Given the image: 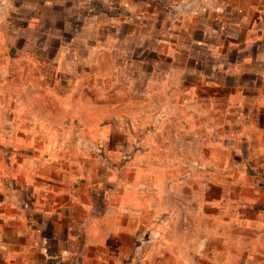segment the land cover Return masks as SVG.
Listing matches in <instances>:
<instances>
[{
  "label": "crops",
  "instance_id": "0c3cea01",
  "mask_svg": "<svg viewBox=\"0 0 264 264\" xmlns=\"http://www.w3.org/2000/svg\"><path fill=\"white\" fill-rule=\"evenodd\" d=\"M6 28L10 59L39 62L45 78L30 90L46 95L48 111L28 107L24 116L26 136L35 138L24 154L31 199L20 213L13 199H0V264H264V0H0ZM108 66L121 76L109 96L153 98L152 133L143 117L121 121L139 127L132 134L142 156L150 149L171 157L162 162L165 186L159 171L152 183L129 180L116 156L134 142L119 146L121 133L101 134L98 146L80 143L89 133L78 108L118 101L97 100L91 81L74 90L75 80ZM79 89L88 99H76ZM52 132L59 141L48 148ZM193 143L204 160L215 152L211 165L177 157ZM97 153L105 164L80 157ZM176 166L182 173L172 177ZM178 200L189 210L177 209ZM177 218L189 236L186 262H175Z\"/></svg>",
  "mask_w": 264,
  "mask_h": 264
},
{
  "label": "rangeland",
  "instance_id": "374dc122",
  "mask_svg": "<svg viewBox=\"0 0 264 264\" xmlns=\"http://www.w3.org/2000/svg\"><path fill=\"white\" fill-rule=\"evenodd\" d=\"M7 31V28L0 31V34H4L6 39L5 42L4 40H1L0 42V199L5 196H7V199H13L12 201H15L17 205L15 212L17 211L18 213H20V211L27 209L25 207L27 198L31 199V195H28L27 197L26 191H28V189H26L24 186V181L28 180L29 178V175H27V173L29 174V171L27 172V170L30 166L29 162L26 163L24 161V154H26L28 151H31V144L35 140V138L26 136L29 134L25 132L26 120L24 116L26 115V113H29L28 107L37 108V110L42 113H45L48 110L43 103L46 95L40 94V92L38 90L36 91V89L33 90V92H31L30 90V84L33 86V89L39 88L38 84L41 82V79L45 78V75L40 77V75L37 74V72L40 70L39 62H37V59H30L28 57H18L15 59H10V56H12V54L14 53V48L12 43L9 42L10 37L8 36ZM36 64L38 66H36ZM114 71L115 68L108 66L106 69H100V71L96 72L93 77L81 76L78 77L77 80H75L76 85L74 87V90H77L81 87L83 89L86 88L85 84L91 81L96 89V92L92 95H95L94 97L97 100L107 101L116 99L118 101L115 103V105H107V107L101 106L99 108L87 104H83L81 106L79 105L80 107L77 106L79 107L78 109L85 110L87 114V116L85 115L83 118L84 124L82 123L80 130L81 132L85 130L86 133H89L88 138H80V143L81 145H83L82 142H84V144L94 142L96 143L95 145L98 146L102 141L101 134L108 132L112 133L116 131L118 133H121L122 136H126L127 139H115L116 143L119 146H124L125 142L127 143L128 141L134 142L133 148L127 154L116 156L117 158L122 160L124 164H128V172H126L128 173L127 177L129 178V180H133L136 178L139 179L140 177H142L143 180L152 183V179L155 178V174L159 171V174L161 175L160 180L163 184L162 186H165L166 181L164 180H166L170 174L167 172V166H164L162 162L167 161L171 157L166 152H159L155 154L150 149H144L145 155L143 154L144 156H142L140 153L142 148L136 146L135 144V142L138 143L140 140H135V136L132 134H137L139 127H137V124H135V127H132L130 126V124L123 123L121 121L122 114L123 116H126L125 114L131 115L133 118L143 117L145 123L141 124V126H145L146 130L149 131V133L153 131L155 128H152V123L150 122L152 118L151 111L153 110L154 105V101L152 100L153 98L150 96L138 102L134 100L124 101L122 98L125 93L122 90L112 92L111 96H109L110 94L107 93V88H115L118 79L121 77L120 75H114ZM48 81H50V78L48 79ZM70 81H72V79L68 80V82ZM83 89H79L77 91L79 92L76 98L77 100L87 97L88 92L84 91ZM66 96L67 94L65 95V97ZM160 97L161 99L167 98L166 95L162 94L160 95ZM41 104L44 107H41ZM64 109L68 108L65 107ZM56 115L57 114L55 112L53 115H51L52 121L56 120ZM64 115H66V112H64ZM109 115L114 118L115 123L114 121L113 123L108 122L107 119ZM117 120L119 121L117 122ZM64 125L71 126L73 124L64 123ZM149 133H147L146 136H148ZM65 134L71 136L69 129H67V132ZM57 135L58 132L55 134H53L52 132V135L47 142L48 148H50L49 146L54 147L55 142L59 141L56 140L58 137ZM169 135L170 132L166 134V136ZM131 136H134V139H132ZM65 138L68 139L69 137ZM64 140H62L63 144H65ZM149 140L151 141V138H149ZM65 141L68 142V140ZM35 143L36 145H38L39 141L36 140ZM203 145L204 144H202V146ZM190 150L192 151L191 154L177 157H191L192 167H195L198 164L199 159L203 160L207 165H211L215 160L216 156L214 151H208L206 154V158L208 159L204 160L205 153L203 152V150H201L199 144L193 143ZM138 152L140 154H136ZM28 153L26 155H28ZM90 155L80 157L88 162H91L93 158L94 160L92 161L96 164H98L100 161V163H106V156H104L103 154L97 153L95 154V156H92V154ZM32 156H34V153ZM34 157H37V155ZM150 161H152L154 164H146ZM172 168L174 169V171L172 172V177L174 176L175 172L177 177L180 173H182V171L177 170L180 168L179 166H176V169L175 167ZM114 172L113 176L116 174V176H118L119 170L116 169ZM160 189L162 190L161 194H165L163 187L160 186ZM175 191H177L176 195H178L180 198L183 196L180 189ZM128 194L131 195V192L129 191ZM152 195L153 194L149 193L147 196H145L148 197L149 200H151V198L153 197ZM176 206L177 209L181 211L189 210L188 207L183 204L182 200H178ZM167 207V203L161 205V208L165 209ZM193 210L195 209L192 208L191 212ZM196 223L197 221L195 220L191 222V227L193 230L192 233H197L198 231V226L196 225ZM6 225L7 224H5V226ZM175 226L177 228V234H175V242L177 241V245L175 247V250L173 249L177 255L175 262H186V258L189 257L190 254L188 251L189 249L184 247V240L189 238V236L186 238L183 231L186 225L183 224V220L180 221V219L177 218ZM191 236L196 237L195 234H192ZM158 250H163L162 245ZM158 250L155 251L154 254H159L160 252Z\"/></svg>",
  "mask_w": 264,
  "mask_h": 264
}]
</instances>
